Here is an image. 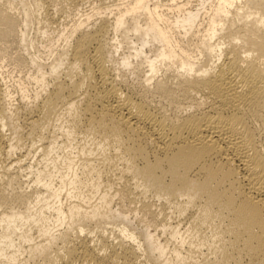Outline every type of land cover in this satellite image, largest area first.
I'll list each match as a JSON object with an SVG mask.
<instances>
[{
	"label": "bare ground",
	"instance_id": "obj_1",
	"mask_svg": "<svg viewBox=\"0 0 264 264\" xmlns=\"http://www.w3.org/2000/svg\"><path fill=\"white\" fill-rule=\"evenodd\" d=\"M30 1L0 0V264H264V0H118L57 38Z\"/></svg>",
	"mask_w": 264,
	"mask_h": 264
},
{
	"label": "rangeland",
	"instance_id": "obj_2",
	"mask_svg": "<svg viewBox=\"0 0 264 264\" xmlns=\"http://www.w3.org/2000/svg\"><path fill=\"white\" fill-rule=\"evenodd\" d=\"M35 1V0H34ZM57 1V0H56ZM76 2H74V0H58L57 2H55L54 4H51V6H50V11H49V9L47 10V11H45V12H43V15H42V19L44 20V22L46 23V25L48 24V27H49V29H50V31H52L53 30V33H54V35H53V37H56L57 38V36L58 35H60V33L63 31V30H66V29H71L74 25H77L78 23H81V22H85V26H83V28L81 29V31H85L86 29H87V31H95L96 29H98V27H99V25L103 22V20L104 21H106L107 20V16L106 15H98V13L97 12H99V9H102L103 11H104V8H105V10L107 9V8H111L113 5H121L122 4V2H118V0H75ZM110 1V2H109ZM112 1H114V2H112ZM167 0H165L164 2H166ZM202 1V0H201ZM28 2H31L30 0H28ZM32 2H33V0H32ZM194 3V2H193ZM198 2H195L194 4H192L193 5V7L196 5V7L198 6V4H197ZM110 4V5H109ZM195 7V8H196ZM112 8H116V7H112ZM55 10V11H54ZM53 14V15H52ZM82 14V15H81ZM81 15V16H80ZM87 17H91V19H89L88 21L86 20L87 19ZM49 18V19H48ZM112 18V19H111ZM111 21V20H113V16H111V15H109L108 16V21ZM49 21V22H48ZM102 21V22H101ZM109 21V22H110ZM112 22V21H111ZM98 23V24H97ZM49 24H51V25H49ZM53 25V26H52ZM96 25V26H95ZM87 26V27H86ZM89 26V27H88ZM93 27V28H92ZM97 27V28H96ZM66 28V29H65ZM96 28V29H95ZM94 29V30H93ZM56 30V31H55ZM111 33V35H114L113 34V32H110ZM108 37H110V38H108V39H112V40H114L115 38V36L113 37H111L110 36V34H109V36ZM114 38V39H113ZM116 40V39H115ZM114 40V41H115ZM46 42H49L48 40H46L45 41V43ZM111 43H113V42H111ZM114 43H116L117 45V53H115L114 54V57H115V55H116V58L115 59H117V62H115L114 60H113V62H111L112 64L115 62V64H113V65H111V63H109L110 65H111V68L113 69V70H115V68L117 69L116 71H114L115 72V74L116 73H121V74H124L125 76H126V78H127V81H128V83L130 84L131 82H133L132 80H129L130 79V77H131V79H132V77H133V79H135V75H132V73H131V71L129 70V73H131V75L128 73V70H125L123 67H125L124 66V61L127 63V62H129L130 61V64L131 63H136V61H137V59H136V57L134 56L135 55V52H134V50L132 49V48H139L140 47V45L136 42V41H132V44H131V46L129 47V46H125V45H123V46H121V45H118V42H117V40L114 42ZM114 43H113V45H114ZM1 46V45H0ZM12 49H8V54L10 55V56H13V57H15V54H16V52H17V50H15V49H17L15 46L14 47H11ZM145 55L142 57V58H145V57H147V59L148 58H151L152 56L151 55H149L148 53H147V51H145V53H144ZM115 66V68H113ZM147 66H148V64L147 63H144L143 64V67H144V69H143V72L144 73H147L146 72V70H147ZM120 68L119 70H118V68ZM15 66H14V64L11 62V61H6V65L4 64V73H5V75L7 76H5L4 75V77H5V83L7 82V84L8 85H10V84H13V80H17V76H20V75H18L19 73H21V71L23 72L24 71V69H21V68H15ZM17 69V70H16ZM124 69V71H122L121 72V70H123ZM16 70V71H15ZM7 73H6V72ZM118 71V72H117ZM127 71V74H125L124 72H126ZM25 72V71H24ZM142 74V75H146V74ZM117 75V74H116ZM130 75V76H129ZM140 76V77H136V78H138L136 81H134L135 83L137 82H139L138 84H136L135 85V83L134 84H132V85H134V87H136V88H138V89H140V80L143 78V76ZM17 77V78H16ZM142 77V78H141ZM7 78V79H6ZM13 78V79H12ZM15 78V79H14ZM76 78V75L74 76V79ZM129 78V79H128ZM141 78V79H140ZM10 80H11V82H10ZM75 80H77V78L75 79ZM130 81V82H129ZM130 84V85H131ZM13 98H14V100H16V102L15 103H17L18 102V105H20V107H22L23 106V108H25L24 107V105H26V107L28 106H30V104L32 103V105H34L33 104V102L32 101H30V100H27V99H25L24 97H23V95H22V93H20L19 91H17V89H14L13 88ZM31 105V106H32ZM30 106V107H31ZM21 116H22V112L21 111H18V117L19 118H17V120H14V122L16 123V124H19L20 123V120H21ZM20 119V120H19ZM23 153L24 152H22V154L21 155H23ZM21 155L20 156H17L18 158H21ZM16 158V157H15ZM24 158H22V160H23ZM10 162V161H9ZM28 163H29V161H26V167H27V165H28ZM113 169V170H112ZM112 169H111V171H110V173H112V171H113V173L112 174H114V178L115 179H117L118 177H120V172L118 171V170H115V169H118L117 167H115L114 168V166H112ZM117 172V173H116ZM117 174V175H116ZM111 175V174H110ZM116 176V177H115ZM140 191V190H139ZM117 203H119V202H117ZM125 204H127V205H129L130 206V204L129 203H125ZM123 204L121 203V205L120 206H122ZM126 205V206H127ZM132 207H134V205L132 206ZM168 208V207H167ZM125 209H128V206L127 207H125ZM166 209V208H165ZM165 213H170V211H166ZM142 217V215L140 216V218ZM132 218H133V216H132ZM184 219V218H183ZM183 219H181V221H179L178 219L177 220H173V221H171V222H173V223H179L180 222V224L183 226L182 228H184L183 230H182V232L184 233L190 226H188V224H187V222H186V220L184 221ZM139 218L138 219H135V218H133V226H134V228L135 229H137V230H140L142 227H144V223H140L139 221ZM147 220L149 221V222H151V225H153L152 226V231L153 232H155V230H156V225L153 223L154 221H153V218H150V217H147ZM175 221V222H174ZM183 221H184V223H183ZM155 226V227H154ZM186 226V227H185ZM161 227H159L158 228V230H157V235H158V237H160V240H162V242L163 243H165V242H167L166 240H169V245L171 246V248L173 249L174 248V246L172 245L173 243H172V241H171V239H170V237H168L169 235L167 234H165V235H163L162 233H161V229H160ZM185 237H186V235H185ZM183 251H186L185 252V254H188V248L186 247L185 249H183ZM150 259L152 258L151 256L149 257ZM149 259V260H150ZM163 261L164 260H162V261H159L157 264H161V263H163ZM151 263V262H150ZM149 263V264H150ZM188 263L189 264H195L194 262H192L191 260H189L188 261ZM202 264H204V262H201ZM152 264V263H151ZM171 264H176V262H171Z\"/></svg>",
	"mask_w": 264,
	"mask_h": 264
}]
</instances>
